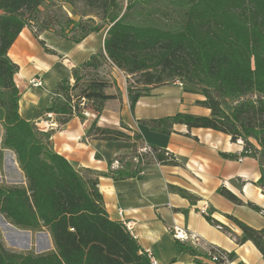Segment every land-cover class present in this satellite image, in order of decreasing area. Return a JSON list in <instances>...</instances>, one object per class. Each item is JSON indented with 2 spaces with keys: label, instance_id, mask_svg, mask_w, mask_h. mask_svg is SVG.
I'll list each match as a JSON object with an SVG mask.
<instances>
[{
  "label": "trees",
  "instance_id": "1",
  "mask_svg": "<svg viewBox=\"0 0 264 264\" xmlns=\"http://www.w3.org/2000/svg\"><path fill=\"white\" fill-rule=\"evenodd\" d=\"M54 1L0 0L3 145L16 155L26 179L23 186H0V216L19 230H47L55 247L43 254L17 253L4 245L0 234V264H151L125 225L109 218L98 189L100 175L75 169L54 150L53 132L40 131L21 118L14 79L19 67L9 58V50L32 23L41 30L37 37L53 31L74 43L107 30L106 54L92 56L74 71L72 87L64 80L56 90L49 112L62 116L61 124L74 118L70 94L88 99L97 117L107 101L116 99L106 93L109 83L96 75L110 62L127 75H140L147 91L183 79L205 97L198 104L211 111L209 117L177 114L148 122L152 130L169 135L176 124L212 129L230 135L234 142L243 139L246 150H254L251 140H255L264 156V0H56L73 11L78 5L84 9L80 20L59 15L56 22L43 16L49 9L42 10ZM88 16L92 18L84 19ZM144 94L129 90L132 109ZM223 100L233 103L230 112L223 108ZM100 132L108 141L130 138L120 131ZM152 151V156L138 151L112 177H138L145 162L175 163L168 151L156 147ZM258 185L264 191V177ZM221 194L244 204L226 189ZM231 220L242 231L237 243L252 242L264 258V230ZM180 248L196 253L182 244Z\"/></svg>",
  "mask_w": 264,
  "mask_h": 264
},
{
  "label": "crops",
  "instance_id": "2",
  "mask_svg": "<svg viewBox=\"0 0 264 264\" xmlns=\"http://www.w3.org/2000/svg\"><path fill=\"white\" fill-rule=\"evenodd\" d=\"M106 36L107 30H102L74 43L51 31L37 37L31 28L23 29L9 50V58L19 67L14 79L20 91L21 118L35 123L40 131L53 132L54 150L75 169L100 175L98 189L109 218L131 223V235L157 264H214L208 260L211 248L228 253L233 264H264L262 254L252 242L237 243L242 231L231 220L234 217L264 230V191L258 185L264 177V156L257 142L251 140L254 150H246L243 139H239L242 143L234 142L230 135L212 129H189L176 124L165 135L147 124L177 114L209 117L211 111L198 104L205 100L203 95L189 92L178 83L151 87L132 109L126 77L114 75V89L108 88L106 93L117 97L105 103L96 119L74 117L61 124L62 116L49 112L60 83L75 82L74 71L92 56L106 54ZM33 79H40L42 86L31 85ZM172 92L173 97L162 99ZM146 98L151 101H145ZM169 106L179 113H157ZM48 114L52 116L49 118ZM100 130L120 131L130 138L104 140ZM152 147L168 151L175 163L145 162L138 177H112V172L127 167L135 153ZM122 157L128 160L121 162ZM136 162L134 158L132 167ZM223 189L244 204L227 200L221 194ZM205 203L206 214L200 211ZM176 228L190 236L197 235L199 241L176 239ZM45 231L46 236L37 244L43 247L42 254L55 251L50 233ZM181 244L196 253L182 250Z\"/></svg>",
  "mask_w": 264,
  "mask_h": 264
},
{
  "label": "rangeland",
  "instance_id": "3",
  "mask_svg": "<svg viewBox=\"0 0 264 264\" xmlns=\"http://www.w3.org/2000/svg\"><path fill=\"white\" fill-rule=\"evenodd\" d=\"M59 7H62V9L60 10ZM46 9H49V13L46 14V12H44L43 16L46 18V16L51 17L52 21L57 20V17L60 16H66V17H70L73 18L75 20H80L81 19V15L84 11V9L82 8L81 5H78L76 8V11H73L71 7H69L68 5H64L58 1H54L53 5H49L46 7H42V10L45 11ZM92 18L91 16L85 17L84 19H89ZM97 22H99V20L97 18H94ZM35 33H39L41 30L39 28V26L36 23H32L31 27H30ZM58 30V28H56ZM53 33V31H51ZM57 35V34H55ZM121 72V73H120ZM97 78L98 79H105L108 83H109V88H112V90L114 89V85L116 83L114 75H118V76H125L126 77V84H127V88H128V92L129 90H132L133 92H144L146 94L149 93V90L147 91V87H144L142 85V78L140 77V75L138 76H130L127 75L126 73H124L123 71H120L119 69H117L114 65H112L110 62H108L107 64H105V67H103V69L96 73ZM70 82V81H69ZM173 83H178V84H182L183 87H185V89L189 92L192 93H196L194 91H192L194 88H192L191 86L187 85L185 80L183 79H176L173 81ZM171 83V84H173ZM108 89V88H107ZM175 91V90H173ZM173 93L168 94V95H164V97L162 99L166 100L168 98L173 97ZM198 94V93H197ZM156 101H158V97L155 98ZM155 99L153 98L152 100L155 101ZM145 101H151L150 98H146ZM162 101V100H160ZM223 104V108L230 112L232 109V105L233 103L230 101H226L223 100L222 101ZM162 112V113H160ZM179 113V111H175L174 106H169L166 108L165 111H162V109H158L157 113L158 114H175V113ZM3 137H4V127L2 126L1 122H0V186H6V187H10V186H23L26 185V179L24 177V174L22 172V170L20 169V166L18 164L17 161V157L16 155L6 149L3 145ZM142 151L140 152V154L143 155H148V156H152L154 153L152 150L149 149H141ZM19 230L17 228H15L14 226H12L9 222H7L2 216H0V234L2 236V239L4 241V245L10 249L13 250L17 253H22V254H42V250L43 247L38 246V240L42 239L43 237L46 236L45 234V230H41V231H23L22 233H19Z\"/></svg>",
  "mask_w": 264,
  "mask_h": 264
},
{
  "label": "built area",
  "instance_id": "4",
  "mask_svg": "<svg viewBox=\"0 0 264 264\" xmlns=\"http://www.w3.org/2000/svg\"><path fill=\"white\" fill-rule=\"evenodd\" d=\"M30 84L36 87H40L42 86V83L40 81V79H33L30 81ZM70 87H72L74 85V81L69 82ZM181 87L183 86L182 84H179ZM71 100H70V107L72 109V115L74 117L77 118H84L86 120L88 119H96L97 118V114L92 110L91 108V102L86 99L85 97H75V95L70 94ZM49 118L52 116L51 114L47 115ZM240 143H242L241 140H238ZM148 148H146L147 150ZM151 150V149H149ZM116 165H118V162L115 163ZM207 203L204 204L203 208H201V212L206 214L207 211ZM125 227L127 228V230L131 233L133 230V227L131 225V223H124ZM220 229H222L220 226H218ZM173 236L178 239V240H183V241H187L190 238H192L194 241H199V237L197 235H189L184 231H181L179 229H175L173 232ZM150 259L151 264H157L156 259L150 254L147 253ZM208 260L211 263L214 264H233L232 263V259L230 258V255L222 250L219 249H214L211 248L208 254Z\"/></svg>",
  "mask_w": 264,
  "mask_h": 264
}]
</instances>
